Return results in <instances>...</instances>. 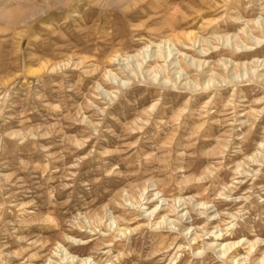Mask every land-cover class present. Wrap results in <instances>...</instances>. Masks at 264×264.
Instances as JSON below:
<instances>
[{
  "label": "rangeland",
  "instance_id": "rangeland-1",
  "mask_svg": "<svg viewBox=\"0 0 264 264\" xmlns=\"http://www.w3.org/2000/svg\"><path fill=\"white\" fill-rule=\"evenodd\" d=\"M69 257L264 264V0H0V264Z\"/></svg>",
  "mask_w": 264,
  "mask_h": 264
},
{
  "label": "bare ground",
  "instance_id": "bare-ground-1",
  "mask_svg": "<svg viewBox=\"0 0 264 264\" xmlns=\"http://www.w3.org/2000/svg\"><path fill=\"white\" fill-rule=\"evenodd\" d=\"M138 55V54H137ZM140 56H141V54H140ZM145 59V58H144ZM149 62V61H148ZM146 65V64H145ZM146 67H148L147 65H146ZM181 73V72H180ZM147 74V73H146ZM211 81L209 80L208 82H207V84H209ZM182 199H175V201L173 202V204L176 206V203H179L180 201H181ZM181 204V203H180ZM181 206V205H180ZM156 209V207L154 208V210ZM153 212V211H152ZM161 219V218H160ZM158 223V222H157ZM210 234V233H209ZM210 238H213L214 240H212V241H210V239H209V243H207L206 244V246H207V248H217V247H221V249H223V253H225V251H227V250H231L232 248H234V246H236V245H239V242L238 243H233V244H217V243H219V242H221V240L222 239H219V236H215V235H212V232H211V235L209 236ZM219 241V242H218ZM76 251V250H75ZM62 253V252H61ZM71 258V261L69 262V263H71V264H74V258L73 257H69L68 259H70ZM88 259V258H87ZM87 259H83V260H81L80 261V264H85L86 263V261H89V260H87ZM69 261V260H68ZM76 262V261H75ZM77 264V263H76ZM259 264H262V262H260Z\"/></svg>",
  "mask_w": 264,
  "mask_h": 264
}]
</instances>
